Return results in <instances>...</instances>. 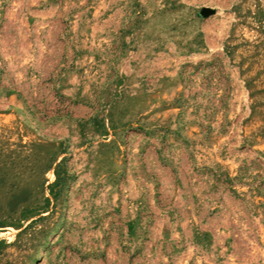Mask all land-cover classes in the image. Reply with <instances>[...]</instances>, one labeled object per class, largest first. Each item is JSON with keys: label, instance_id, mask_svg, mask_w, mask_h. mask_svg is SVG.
<instances>
[{"label": "rangeland", "instance_id": "374dc122", "mask_svg": "<svg viewBox=\"0 0 264 264\" xmlns=\"http://www.w3.org/2000/svg\"><path fill=\"white\" fill-rule=\"evenodd\" d=\"M0 264H264V0H0Z\"/></svg>", "mask_w": 264, "mask_h": 264}]
</instances>
